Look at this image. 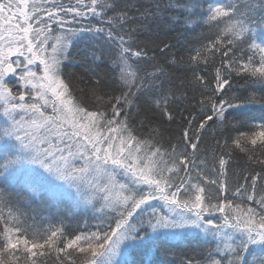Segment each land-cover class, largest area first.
Masks as SVG:
<instances>
[{
  "label": "snow or ice",
  "instance_id": "1",
  "mask_svg": "<svg viewBox=\"0 0 264 264\" xmlns=\"http://www.w3.org/2000/svg\"><path fill=\"white\" fill-rule=\"evenodd\" d=\"M198 28L185 57L167 30ZM258 32L264 0H0V264H156L133 257L189 237L180 264H264Z\"/></svg>",
  "mask_w": 264,
  "mask_h": 264
},
{
  "label": "trees",
  "instance_id": "2",
  "mask_svg": "<svg viewBox=\"0 0 264 264\" xmlns=\"http://www.w3.org/2000/svg\"><path fill=\"white\" fill-rule=\"evenodd\" d=\"M205 9L207 8L208 4H213L217 2H221V0H203ZM203 29H196L195 31H188L183 32V29L180 30H167V35L169 38L179 36L181 41L183 42V47L180 48V52L183 53V55L186 57L188 54L189 49H193L200 46L201 38H200V32ZM181 33H183L181 35ZM175 43V40L172 41ZM256 42L257 43H264V32H258L256 36ZM96 44L97 46L102 41H96L93 42L91 40H82L80 41L75 49L73 50V59L68 63V72H79L81 69V62L83 61V52L85 49L89 47V45ZM158 57L161 58L163 62V58L160 57V54L157 53ZM181 74L177 73V83L179 82V76ZM244 84V81L237 78L233 81V90L234 91H240L241 85ZM248 87H252L251 85H248ZM176 126H172V132H175ZM238 157L241 154H237ZM242 163V160H241ZM32 208L39 209L42 215H49L48 210H46V206L40 204L39 202H34L32 204ZM53 222H56V219H53ZM82 222V221H81ZM75 221L72 222L73 227H75ZM91 223V221H89ZM197 244V240L189 237L188 240H185L182 244H175L171 241H164L161 240L157 242V244L151 246V251L148 256L141 255H135L133 258L137 260H152L156 262V264H160V262H165V264H180V261L184 258L185 253L187 255H194L195 252L193 249H195ZM49 264H51V261H49Z\"/></svg>",
  "mask_w": 264,
  "mask_h": 264
}]
</instances>
